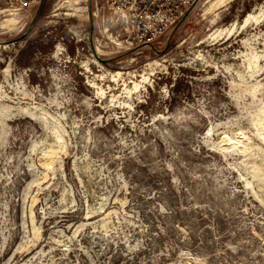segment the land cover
Masks as SVG:
<instances>
[{
  "label": "rangeland",
  "instance_id": "374dc122",
  "mask_svg": "<svg viewBox=\"0 0 264 264\" xmlns=\"http://www.w3.org/2000/svg\"><path fill=\"white\" fill-rule=\"evenodd\" d=\"M89 27L44 0L0 45V264H264V0L108 63Z\"/></svg>",
  "mask_w": 264,
  "mask_h": 264
},
{
  "label": "built area",
  "instance_id": "2783aa9c",
  "mask_svg": "<svg viewBox=\"0 0 264 264\" xmlns=\"http://www.w3.org/2000/svg\"><path fill=\"white\" fill-rule=\"evenodd\" d=\"M39 1L7 0V7L26 16L37 7ZM193 1L93 0L92 38L95 52L91 48L88 32L92 55L100 61L97 57L113 56L140 45L156 43L169 33Z\"/></svg>",
  "mask_w": 264,
  "mask_h": 264
},
{
  "label": "water",
  "instance_id": "95a60500",
  "mask_svg": "<svg viewBox=\"0 0 264 264\" xmlns=\"http://www.w3.org/2000/svg\"><path fill=\"white\" fill-rule=\"evenodd\" d=\"M199 0H194L191 5L186 9V11L182 14V16L179 18V20L175 23V25L172 27L169 35H168V38H167V42H166V45L164 47V49H166L168 46H169V43L173 37V35L175 34V32L178 30V28L182 25V23L185 21V19L187 18V16L191 13V11L193 10V8L195 7V5L197 4ZM43 3H44V0H40L35 11H34V14L32 15L31 17V20L28 24V27L27 29L25 30V32L20 36V37H17V38H14L12 39L11 41H6V40H2L0 41V45H3V44H7V42H13V41H16L18 39H21L25 36H27V34L31 31V29L33 28V25L42 9V6H43ZM92 4H93V0H88V20H89V33H90V38H89V42H90V45H91V48L93 49L94 51V46H93V17H92ZM144 45H140V46H137L131 50H128V51H124L122 53H119L117 55H114L112 57H107V58H100V57H97L101 62L103 63H108V62H111V61H114V60H117L121 57H124V56H127L137 50H139L140 48H142ZM147 46L151 47V48H154L153 44L149 43L147 44ZM95 52V51H94Z\"/></svg>",
  "mask_w": 264,
  "mask_h": 264
},
{
  "label": "bare ground",
  "instance_id": "6f19581e",
  "mask_svg": "<svg viewBox=\"0 0 264 264\" xmlns=\"http://www.w3.org/2000/svg\"><path fill=\"white\" fill-rule=\"evenodd\" d=\"M249 16H250V15H249ZM252 18H253V17H252ZM3 45L5 46V44H3ZM3 45H2V46H3Z\"/></svg>",
  "mask_w": 264,
  "mask_h": 264
}]
</instances>
